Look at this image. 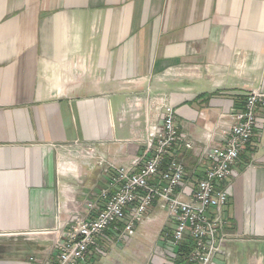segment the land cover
I'll list each match as a JSON object with an SVG mask.
<instances>
[{
  "label": "crops",
  "instance_id": "1",
  "mask_svg": "<svg viewBox=\"0 0 264 264\" xmlns=\"http://www.w3.org/2000/svg\"><path fill=\"white\" fill-rule=\"evenodd\" d=\"M256 90L264 0H0V264L53 257L63 225L107 187L77 145L129 163L141 153L133 134L147 118L162 123L167 104L199 148L180 156L192 182L207 169L200 149L221 140ZM223 188L232 238L213 264H264V108ZM151 216L79 264H166L178 250L158 242L172 233L164 212Z\"/></svg>",
  "mask_w": 264,
  "mask_h": 264
},
{
  "label": "built area",
  "instance_id": "2",
  "mask_svg": "<svg viewBox=\"0 0 264 264\" xmlns=\"http://www.w3.org/2000/svg\"><path fill=\"white\" fill-rule=\"evenodd\" d=\"M134 101L141 103L143 99ZM162 108V123L157 117L147 118L145 133L133 134L141 144V153L129 163L109 161L92 145L76 146L84 160L95 161L103 170L108 185L88 204L87 212L75 214L63 225L65 232L56 243L55 254L41 264L85 262L100 240L113 245L132 238L138 228L146 229L156 207L165 214L164 231L172 232L158 234L163 247L178 250L187 239L193 241L191 252H177L166 264H213L217 256L226 255L232 237L223 216L229 201L223 184L232 177L240 155L255 136L264 93L251 91L243 110L228 115L231 124L222 131L221 140L212 139L200 149L201 162L207 169L192 182H187L188 170L180 156L199 149L197 143L180 133L173 108L167 104ZM110 230L112 237L106 235Z\"/></svg>",
  "mask_w": 264,
  "mask_h": 264
},
{
  "label": "trees",
  "instance_id": "3",
  "mask_svg": "<svg viewBox=\"0 0 264 264\" xmlns=\"http://www.w3.org/2000/svg\"><path fill=\"white\" fill-rule=\"evenodd\" d=\"M167 231L168 229L166 230V232ZM192 249H193V241L191 239H187L186 242L180 246L177 252L180 254H184V253L186 254L191 252Z\"/></svg>",
  "mask_w": 264,
  "mask_h": 264
},
{
  "label": "rangeland",
  "instance_id": "4",
  "mask_svg": "<svg viewBox=\"0 0 264 264\" xmlns=\"http://www.w3.org/2000/svg\"><path fill=\"white\" fill-rule=\"evenodd\" d=\"M170 230V229H169ZM171 231V230H170ZM168 233V232H167ZM163 236H164V233H163ZM158 242H159V238H158ZM147 245H149V243L147 244ZM146 244H143L142 246L143 247H146L147 246ZM147 247H150V248H152V252L154 253V251H155V249L156 248H159V246H157V244H154V245H149V246H147ZM151 254L150 256H151V261L153 260L152 258H153V256H154V254Z\"/></svg>",
  "mask_w": 264,
  "mask_h": 264
}]
</instances>
